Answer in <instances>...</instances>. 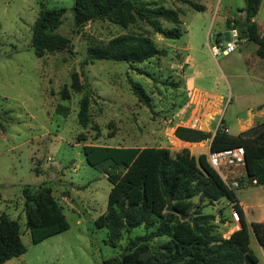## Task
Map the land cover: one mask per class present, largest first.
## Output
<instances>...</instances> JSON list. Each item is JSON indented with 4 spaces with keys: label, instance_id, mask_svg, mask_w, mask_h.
Wrapping results in <instances>:
<instances>
[{
    "label": "rangeland",
    "instance_id": "obj_1",
    "mask_svg": "<svg viewBox=\"0 0 264 264\" xmlns=\"http://www.w3.org/2000/svg\"><path fill=\"white\" fill-rule=\"evenodd\" d=\"M195 1L205 10L197 11L174 0L138 1L180 13L182 36L168 39L143 21L127 29L108 21H95L77 33L75 0H0V215L7 214L19 222L27 249L4 264H104L121 259L122 255L124 259L131 255V260H135L142 251H164L167 237L134 249L129 247L131 240L146 233L144 227L130 234L123 232L113 244L107 230L95 225L96 219L107 211L112 188L107 177L114 170L110 165L90 166L83 149L89 145L158 147L169 149L173 156L183 149L196 156L207 153L204 147L208 141L199 144V148L184 145L170 127L174 120L176 125L188 116L193 90L200 91L206 105L215 101L212 109L203 110L205 113L221 110L207 122L210 129L216 130L223 120L231 135L239 134L237 119L247 118L249 108L263 99L264 72L258 65L264 60L257 55L256 44L240 37L238 48L229 55H214L212 49L217 46V33L227 28V18H240L245 2ZM43 8L66 10L63 24L55 32L73 41L72 55H35L33 27ZM254 20L264 33V4ZM161 23L164 29L172 27L164 20ZM126 33L148 35L158 48L167 51L166 56L134 65L149 72L155 81L138 74L126 62L91 58V40L108 42ZM74 74L82 75L80 93L71 90ZM130 78L152 98L153 110L138 102L131 91ZM64 88L70 91L69 100L61 97ZM206 94L218 96L220 101ZM85 95L90 97V123L83 129L78 112ZM60 106L67 114L58 113ZM200 108L204 109L202 104ZM223 125L221 129L227 132ZM231 171L230 179L235 178L240 185L233 190L236 196L250 201L256 196V201L260 199L264 204V188L246 180L241 183L239 179L245 178L246 170ZM42 186L51 189L70 228L33 244L26 225L23 190L28 188L29 194L36 196ZM192 203L191 213L201 205L198 198ZM232 210L233 204L222 199L214 205L205 202L201 212L215 215L214 231L224 238L236 225ZM251 247L259 264H264V250L254 238Z\"/></svg>",
    "mask_w": 264,
    "mask_h": 264
},
{
    "label": "trees",
    "instance_id": "obj_2",
    "mask_svg": "<svg viewBox=\"0 0 264 264\" xmlns=\"http://www.w3.org/2000/svg\"><path fill=\"white\" fill-rule=\"evenodd\" d=\"M139 0H75V27L79 33L87 24L108 21L123 29L138 21L147 23L156 33L168 39L182 36L180 13L174 9ZM186 4L197 11L205 6L195 0H174ZM240 10L243 18L227 19V31L237 29L239 37L257 45V55L264 59V37L254 21L262 0H244ZM66 10L63 8H43L33 27L32 47L35 55L42 58L48 54L74 52L71 39L56 33L63 24ZM164 20L172 25L164 29ZM216 39L219 43L225 35ZM89 53L93 60L130 63V67L140 75L156 80L149 72L135 68L153 58L166 56L167 51L157 47L148 35L126 33L108 42L91 40ZM82 76V75H81ZM79 74L72 77L71 90L80 93L83 84ZM129 85L138 102L153 110L152 98L143 86L129 79ZM177 87L178 84H172ZM63 100L70 99V91H61ZM90 97L85 95L80 101L79 125L86 129L90 123ZM59 114H67L63 107ZM174 135L185 142L201 143L211 140L210 151L217 152L229 148L243 147L246 154V175L239 179L249 184L264 186V123L257 124L237 136H231L219 127L214 135L200 130L177 127ZM87 163L95 168L110 165L114 170L107 179L112 184L107 211L99 216L95 225L106 229L111 243L120 240L123 232L128 234L144 227L146 233L131 240L129 247L137 248L157 238L167 237L169 241L161 252L150 254L140 252L137 259L127 255L105 261L104 264H259V258L251 247V240L264 248V223H247L244 212L237 202L235 191L229 190L220 175L208 162V155L198 157L189 149H183L175 156L167 148L158 147H110L85 146L83 149ZM26 225L33 244L67 231L70 226L60 206L47 186H42L36 196L24 188ZM198 198L201 205L192 213L193 200ZM228 199L240 216L241 228L229 238H223L214 231L216 220L213 214H203L205 202L214 205ZM175 209L187 216L166 212L169 201ZM203 206V207H202ZM22 232L17 220L7 214L0 215V264L26 253Z\"/></svg>",
    "mask_w": 264,
    "mask_h": 264
},
{
    "label": "crops",
    "instance_id": "obj_3",
    "mask_svg": "<svg viewBox=\"0 0 264 264\" xmlns=\"http://www.w3.org/2000/svg\"><path fill=\"white\" fill-rule=\"evenodd\" d=\"M241 16H243L242 13H241ZM241 16H240V18H241ZM227 19H229V18H227ZM257 26H258V24H257ZM259 32H260V30H259ZM226 33H227V28L225 30L222 29L221 32L220 33L218 32L217 34L225 35ZM260 34H261V36L264 37V33L260 32ZM258 66L262 70V72H264V62L262 63V61H261L260 65H258ZM198 93H200L199 90L190 91V102H189L190 111L187 113L188 116H186L185 120H181V121L177 122L176 125H174V121L175 120L172 122V125L170 127L172 128L173 132H175V129L177 127L181 126V127H185V128L200 130V131H203V132H206V133H212V135H214L216 133L217 129L221 125H223V120H222L218 124L216 130L210 129V127L208 126L207 122L209 120H211L214 115H216L217 113H220L221 110L220 109L212 110L213 113L212 112L209 113L211 111L210 110L209 112L205 113L203 110H205L206 107H210V109H212V105H215L216 103H215V101L214 102H208L210 104L206 105L207 104L206 103V99H203ZM206 95L210 96V97L212 96V97H215V98H219L218 96H215V95H210V94H206ZM198 99H199V104H198ZM219 101H220V98H219ZM200 104L203 105L204 109L200 108ZM237 120H238L237 121V125L239 127V134L249 130L250 128L254 127L257 124L264 123V96H263L262 100L256 101L254 103V105L249 108V114H248L247 118H245V119L244 118H238ZM223 128L227 129L229 135H231L229 127L227 125H223ZM231 136H235V135H231ZM175 138H177V137L175 136ZM177 140L179 142L181 141L180 143H182L184 145L196 146V147H198L199 144H202L204 142L203 141L201 143H189V142L182 141V140H180L178 138H177ZM207 141H208V143H207ZM207 141L205 142V143H207V146L204 147V148H206L208 150V152L207 153H199L198 156L201 155V154L208 155V153L210 151L211 140H207ZM192 155L196 156L194 152H192ZM198 156H196V157H198ZM252 185L253 186H257V185H254V184H252ZM261 187L264 188V186H261ZM236 198H237L238 204L240 205V207L242 208V210L244 212L245 219H246L248 224H250L252 222L264 223V204L261 202L260 199H258L256 201V196L253 198L254 201H250L247 198H239L238 196H236ZM227 224L229 226V223H227ZM235 224L236 225L233 228H230L231 233L228 234L227 236H225L224 238H229L230 235L234 231L238 230L241 227V223L240 222H235ZM260 248L264 250V248H262L261 246H260Z\"/></svg>",
    "mask_w": 264,
    "mask_h": 264
},
{
    "label": "built area",
    "instance_id": "obj_4",
    "mask_svg": "<svg viewBox=\"0 0 264 264\" xmlns=\"http://www.w3.org/2000/svg\"><path fill=\"white\" fill-rule=\"evenodd\" d=\"M263 4L264 0H262V5ZM227 33L229 34V41H225L224 37V40L221 42H216L217 46L213 47L212 49L214 55H229L238 48V30L232 29L227 31ZM226 131L228 132L227 129ZM208 162L217 171L229 190H235L240 187L239 182H237L235 178L230 179L228 174L233 173V171H231L232 169H242L245 172L246 154L243 147L229 148L217 152L209 151ZM232 217L235 222H240V216L234 208L232 210Z\"/></svg>",
    "mask_w": 264,
    "mask_h": 264
},
{
    "label": "water",
    "instance_id": "obj_5",
    "mask_svg": "<svg viewBox=\"0 0 264 264\" xmlns=\"http://www.w3.org/2000/svg\"><path fill=\"white\" fill-rule=\"evenodd\" d=\"M225 41H229V34L226 33L225 34ZM130 65V63H128ZM246 167V166H245ZM166 212L168 213H174L177 214L178 216H180L181 220L184 221L187 219V216H185L183 213L178 212L175 207H174V203L172 200L169 201V204L166 208ZM121 259L124 260V255L121 256Z\"/></svg>",
    "mask_w": 264,
    "mask_h": 264
},
{
    "label": "bare ground",
    "instance_id": "obj_6",
    "mask_svg": "<svg viewBox=\"0 0 264 264\" xmlns=\"http://www.w3.org/2000/svg\"><path fill=\"white\" fill-rule=\"evenodd\" d=\"M177 139V138H176ZM181 142V141H180Z\"/></svg>",
    "mask_w": 264,
    "mask_h": 264
}]
</instances>
